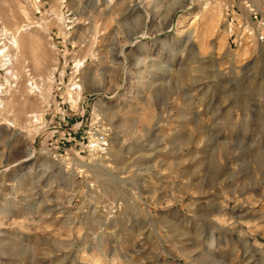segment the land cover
<instances>
[{
  "label": "rangeland",
  "instance_id": "1",
  "mask_svg": "<svg viewBox=\"0 0 264 264\" xmlns=\"http://www.w3.org/2000/svg\"><path fill=\"white\" fill-rule=\"evenodd\" d=\"M257 22L264 0H0V264H264Z\"/></svg>",
  "mask_w": 264,
  "mask_h": 264
},
{
  "label": "built area",
  "instance_id": "2",
  "mask_svg": "<svg viewBox=\"0 0 264 264\" xmlns=\"http://www.w3.org/2000/svg\"><path fill=\"white\" fill-rule=\"evenodd\" d=\"M248 7L249 13L257 19V11L252 7L250 3H247L246 5ZM264 26V23L262 22H257L256 27L259 29H262ZM89 138H88V147L91 151H97V152H103L107 146H108V138L106 131L101 130L99 131L97 128L94 129L92 132L89 133Z\"/></svg>",
  "mask_w": 264,
  "mask_h": 264
},
{
  "label": "bare ground",
  "instance_id": "3",
  "mask_svg": "<svg viewBox=\"0 0 264 264\" xmlns=\"http://www.w3.org/2000/svg\"><path fill=\"white\" fill-rule=\"evenodd\" d=\"M4 30V29H3ZM144 35V34H143ZM12 37V41H11V45L12 46H16V40L14 39V36H11ZM3 52V51H2ZM8 60V59H7ZM7 63H9V62H7ZM79 63V61H77V64ZM12 67V66H11ZM10 70V69H9ZM13 76H15V75H13ZM75 87H78L79 88V91L83 88L80 84H77ZM3 105V104H2ZM106 125V124H105ZM99 131H101V130H104L105 131V129L104 128H100V129H98ZM108 147V146H107ZM31 154V151H29V153H28V155H30ZM24 157L23 158H27V155H23ZM84 166H85V164H83Z\"/></svg>",
  "mask_w": 264,
  "mask_h": 264
},
{
  "label": "crops",
  "instance_id": "4",
  "mask_svg": "<svg viewBox=\"0 0 264 264\" xmlns=\"http://www.w3.org/2000/svg\"><path fill=\"white\" fill-rule=\"evenodd\" d=\"M26 153V152H25ZM25 153H23L18 159H17V161H15L14 163H13V165H16V164H18L19 162H21V161H24V160H27L28 158H23L24 156V154Z\"/></svg>",
  "mask_w": 264,
  "mask_h": 264
},
{
  "label": "water",
  "instance_id": "5",
  "mask_svg": "<svg viewBox=\"0 0 264 264\" xmlns=\"http://www.w3.org/2000/svg\"><path fill=\"white\" fill-rule=\"evenodd\" d=\"M92 89H94V88H92Z\"/></svg>",
  "mask_w": 264,
  "mask_h": 264
}]
</instances>
